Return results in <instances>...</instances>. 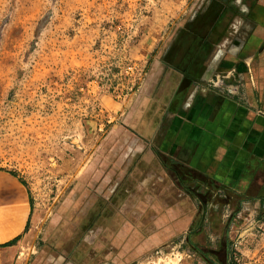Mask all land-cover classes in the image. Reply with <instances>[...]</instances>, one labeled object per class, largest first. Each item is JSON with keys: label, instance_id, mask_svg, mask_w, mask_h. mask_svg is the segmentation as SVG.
Masks as SVG:
<instances>
[{"label": "rangeland", "instance_id": "obj_1", "mask_svg": "<svg viewBox=\"0 0 264 264\" xmlns=\"http://www.w3.org/2000/svg\"><path fill=\"white\" fill-rule=\"evenodd\" d=\"M195 17L193 27L206 37L211 30V43H252L262 78L264 0H0V169L22 181L32 204L15 244L22 261L41 264L44 251L68 259L75 228L64 203L88 185L81 176L92 174L90 164L96 172L106 166L96 159L108 154L104 136L121 125L156 60L167 59L174 34ZM245 199L230 196L234 210L222 212L230 223L219 238L230 241L219 244L221 263L264 264V206L244 209ZM201 238L193 243L200 251ZM188 247L170 244L155 262L207 264Z\"/></svg>", "mask_w": 264, "mask_h": 264}, {"label": "crops", "instance_id": "obj_2", "mask_svg": "<svg viewBox=\"0 0 264 264\" xmlns=\"http://www.w3.org/2000/svg\"><path fill=\"white\" fill-rule=\"evenodd\" d=\"M196 19L178 28L167 59L156 60L121 125L104 136L108 154L96 157L104 173L90 164L96 175H82L88 185L64 203L75 228L68 259L44 251L41 264H156L158 250L176 242L207 264H230L218 259L230 241L219 238L229 222L222 212L234 210L229 197L245 196L244 209L264 206V75L252 66V43H211ZM31 216L28 189L0 169V264H29L15 244ZM198 236H206L201 251Z\"/></svg>", "mask_w": 264, "mask_h": 264}, {"label": "bare ground", "instance_id": "obj_3", "mask_svg": "<svg viewBox=\"0 0 264 264\" xmlns=\"http://www.w3.org/2000/svg\"><path fill=\"white\" fill-rule=\"evenodd\" d=\"M214 61V60H213Z\"/></svg>", "mask_w": 264, "mask_h": 264}]
</instances>
